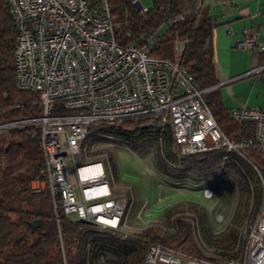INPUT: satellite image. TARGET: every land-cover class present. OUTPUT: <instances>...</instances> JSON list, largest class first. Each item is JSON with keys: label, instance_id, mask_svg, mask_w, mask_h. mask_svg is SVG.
<instances>
[{"label": "built area", "instance_id": "1", "mask_svg": "<svg viewBox=\"0 0 264 264\" xmlns=\"http://www.w3.org/2000/svg\"><path fill=\"white\" fill-rule=\"evenodd\" d=\"M88 1L5 0L16 28L15 87L35 94L40 114L28 121L0 125V133L24 125L33 128V137H38L44 153V173L32 182L33 191L48 189L55 210L58 203L64 214L126 237L129 203L111 196L103 162H91L103 145L93 142L97 137L94 131L126 118L149 115L170 126L180 155L224 149L245 158L247 149L264 154V108H232L230 117L251 122L254 136L230 141L219 130L203 99L204 91L181 67L187 41H173V60L148 55L152 38L142 46L120 45L115 41L106 0L93 6ZM215 1L219 5L231 2ZM135 5L139 12L147 11L138 2ZM235 46L255 53L264 51L254 29L243 30ZM253 72H264V65ZM104 146L117 149L110 143ZM101 157L107 158L106 154ZM260 183L264 190V177ZM221 187L222 183L204 187L201 196L210 200ZM144 211L148 213L141 208L138 216ZM219 217L217 221H224V216ZM179 221L175 220V226ZM161 223L157 226L165 232ZM244 224L238 230L236 257L203 247L202 257L187 256L153 243L143 264H180L181 260L185 264H264V196L256 217ZM191 234L202 246L200 229L197 236Z\"/></svg>", "mask_w": 264, "mask_h": 264}, {"label": "trees", "instance_id": "2", "mask_svg": "<svg viewBox=\"0 0 264 264\" xmlns=\"http://www.w3.org/2000/svg\"><path fill=\"white\" fill-rule=\"evenodd\" d=\"M88 2L92 6L98 4V0ZM106 2L115 41L120 45L142 46L152 38L153 47H149L148 55L173 60V41H187L181 67L204 91L203 99L219 130L230 141L253 138V124L234 121L230 117L232 108L222 102L212 42L215 24L203 0H150L151 6L146 12L136 9L138 0ZM176 19L179 20L174 22ZM15 38L9 6L0 0V125L28 121L40 114L35 94L15 87ZM33 132V128L24 125L0 133V264H143L147 249L153 243L187 256L202 257L200 248L203 247L214 248L221 256L236 257L238 232L234 225L252 221L259 212L264 196L260 183L264 177V154L249 149L248 155L242 158L235 153L227 154L224 149H214L180 155L170 126L144 115L98 128L93 142L114 144L117 149L128 151L152 150L156 166L173 183L203 182L208 186V181L225 178L234 186L239 200L234 211L231 206L224 229L216 233L205 221L200 228L204 241L199 246L185 222H180L173 234L157 227L126 237L119 231L82 223L64 214L58 203L55 210L48 189L33 191L32 182L44 173V153ZM164 158L175 170L164 163ZM109 160L113 165L110 156ZM178 208L179 204L168 207L163 220L169 222L170 215ZM34 222L39 225L33 227Z\"/></svg>", "mask_w": 264, "mask_h": 264}, {"label": "rangeland", "instance_id": "3", "mask_svg": "<svg viewBox=\"0 0 264 264\" xmlns=\"http://www.w3.org/2000/svg\"><path fill=\"white\" fill-rule=\"evenodd\" d=\"M138 4L145 8H150L151 6L150 0H138ZM236 50L240 51L237 52L239 57L243 53L252 54L242 49L237 48ZM261 75L264 76V73H256L252 77H260ZM260 82L264 85V78L261 77ZM241 92L243 95L239 97V101L244 104L243 106L264 108V87L260 83L256 84L255 89L251 86H245ZM100 147L97 150L95 159H92L91 162L101 160L107 167L105 173L110 177L108 179L111 196L128 201V225L130 226L127 230L128 234L140 233L148 228H157V224H160L161 221V226L164 227L165 232L172 234L178 231L180 222H185L189 225L190 233L194 232V235L197 236V230L205 225V221H208L216 229L217 233L224 229L226 222H228L226 219L231 211V206L234 211L238 203L239 198L236 195L234 186L223 177L217 183H222V187L214 190L212 199L205 200L201 196V190L206 187L205 183H173L156 166V156L152 150L145 148L129 152L124 148L113 150L112 147L104 146V144ZM248 150H246L247 155ZM103 154H106L107 158H102L103 156L101 157V155ZM109 156L113 165L109 160ZM163 161L175 170V167L170 165L167 159L164 158ZM214 182L212 180L206 183L212 185ZM175 204H179V208L172 214L173 216L170 215L169 222H166L162 217L165 219L166 209ZM141 208L147 209L148 213L144 211L138 216ZM205 213L206 217L204 216ZM220 214L224 216V221L222 222L217 221L220 218ZM179 219L180 221L175 226V220ZM240 223L234 225L237 232L240 227L248 224H244L245 222ZM169 229H172L173 232H169ZM180 264L185 263L181 260Z\"/></svg>", "mask_w": 264, "mask_h": 264}, {"label": "crops", "instance_id": "4", "mask_svg": "<svg viewBox=\"0 0 264 264\" xmlns=\"http://www.w3.org/2000/svg\"><path fill=\"white\" fill-rule=\"evenodd\" d=\"M203 1L215 24L212 42L222 102L227 108H241L244 105L239 101L242 88L251 86L255 89L257 83L264 87L260 82L264 76L252 77L256 74L253 70L264 64V54L246 51L252 54L243 53L239 57L237 52L240 51L235 45L242 39L243 30L254 29L257 30V44L264 46V0H231L226 5H219L215 0Z\"/></svg>", "mask_w": 264, "mask_h": 264}, {"label": "water", "instance_id": "5", "mask_svg": "<svg viewBox=\"0 0 264 264\" xmlns=\"http://www.w3.org/2000/svg\"><path fill=\"white\" fill-rule=\"evenodd\" d=\"M81 222H82V223H85V224H91L90 222L85 221V220H81ZM38 225H39L38 222H34V223L32 224L33 227H37Z\"/></svg>", "mask_w": 264, "mask_h": 264}, {"label": "bare ground", "instance_id": "6", "mask_svg": "<svg viewBox=\"0 0 264 264\" xmlns=\"http://www.w3.org/2000/svg\"><path fill=\"white\" fill-rule=\"evenodd\" d=\"M214 181H215V182H214L212 185H210V184H209L208 186H206V188H207V187H211V186H213V185L217 184V183L219 182V179H218V178H216Z\"/></svg>", "mask_w": 264, "mask_h": 264}]
</instances>
